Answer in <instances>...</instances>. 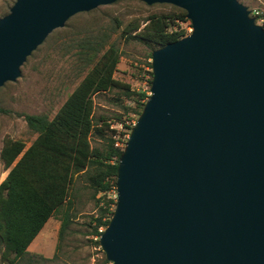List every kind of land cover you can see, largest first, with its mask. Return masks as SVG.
I'll use <instances>...</instances> for the list:
<instances>
[{"label": "water", "instance_id": "95a60500", "mask_svg": "<svg viewBox=\"0 0 264 264\" xmlns=\"http://www.w3.org/2000/svg\"><path fill=\"white\" fill-rule=\"evenodd\" d=\"M116 0H14L0 86L47 34ZM191 30L150 52L147 99L118 157L98 236L110 264H264V30L237 0H138Z\"/></svg>", "mask_w": 264, "mask_h": 264}, {"label": "trees", "instance_id": "16d2710c", "mask_svg": "<svg viewBox=\"0 0 264 264\" xmlns=\"http://www.w3.org/2000/svg\"><path fill=\"white\" fill-rule=\"evenodd\" d=\"M162 5L168 6L169 11L147 14L141 19L142 25L134 19L119 34L126 42L148 48L147 59L153 49L187 34L179 25L187 20L185 11ZM82 14L87 12L74 16ZM118 26L116 21L108 29L90 24L72 28L66 47L75 50L77 72L83 75L50 118L43 113L22 114L35 134L27 146L19 139L2 140L0 162L7 172L0 180V264H40L56 258L55 253L51 258L30 253L27 246L44 223L55 216H59L56 239H63L75 215L73 201L79 188L91 191L94 212L88 217L86 234L93 236L92 242L98 246V236L114 208L115 200L108 192L114 190L118 157L134 122L131 116L139 114L148 97L147 91L133 90L113 76L120 51L115 41H107ZM144 64L149 85L150 63ZM111 90L119 97L121 112L110 120L118 122L125 131L111 127L102 115H93V96ZM0 112L6 111L0 108ZM91 137H96L98 143L92 145ZM107 263L104 257L100 259V264Z\"/></svg>", "mask_w": 264, "mask_h": 264}, {"label": "rangeland", "instance_id": "374dc122", "mask_svg": "<svg viewBox=\"0 0 264 264\" xmlns=\"http://www.w3.org/2000/svg\"><path fill=\"white\" fill-rule=\"evenodd\" d=\"M247 9L264 7V0H237ZM14 0H0V17L8 12V8ZM169 11V7L162 4L146 5L138 0H116L107 5H100L86 11L87 14L70 16L62 27L52 30L44 40L26 57L20 65V74L12 82H5L0 86V108L6 112H0V147L3 138L19 139L27 146L35 137V134L27 127L22 114H46L49 118L64 100L66 95L75 86L83 75L77 72L78 62L74 58V49L66 47L69 31L72 28L84 24L108 29L119 23V26L111 33L107 43L115 41L120 51V57L113 76L117 80L126 83L133 90H145L149 95L148 75L145 72L144 62L150 61L145 56L149 53L144 45L125 41L119 36L123 27L134 19L142 18L149 13H161ZM181 28L188 34L191 30L187 19L179 22ZM142 67V70L139 68ZM115 90L96 94L93 96V115H102L117 131H125L118 122L110 120L121 112L120 100ZM122 103L129 104L127 100ZM133 115V114H131ZM134 121L137 115L131 116ZM124 118V117H123ZM132 126V125H131ZM129 133V132H128ZM128 135V134H127ZM125 135L121 137L124 138ZM92 145L98 143L96 137H91ZM0 162V180L5 176ZM79 184H77V187ZM90 190L79 188L78 197L73 201L75 215L69 224L64 237L57 241V229L59 216L49 218L28 245L30 253L39 254L53 260H43L40 264H100L104 257L99 244H93L94 237L86 234L88 217L94 212L93 200L90 198ZM108 196L115 200V190H110ZM98 241V239H97ZM57 244V249H54ZM18 264H27L24 261ZM107 264H110L107 263Z\"/></svg>", "mask_w": 264, "mask_h": 264}, {"label": "built area", "instance_id": "2783aa9c", "mask_svg": "<svg viewBox=\"0 0 264 264\" xmlns=\"http://www.w3.org/2000/svg\"><path fill=\"white\" fill-rule=\"evenodd\" d=\"M248 16L252 17L254 23L264 30V7L249 9Z\"/></svg>", "mask_w": 264, "mask_h": 264}, {"label": "crops", "instance_id": "0c3cea01", "mask_svg": "<svg viewBox=\"0 0 264 264\" xmlns=\"http://www.w3.org/2000/svg\"><path fill=\"white\" fill-rule=\"evenodd\" d=\"M42 227H43V226H42ZM30 243H31V242H30ZM30 243H29V244H30ZM27 248H28V246H27Z\"/></svg>", "mask_w": 264, "mask_h": 264}]
</instances>
